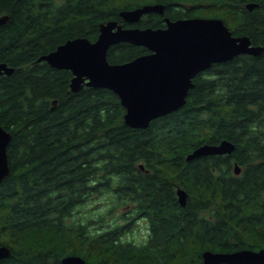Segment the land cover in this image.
I'll return each mask as SVG.
<instances>
[{"label":"trees","instance_id":"trees-1","mask_svg":"<svg viewBox=\"0 0 264 264\" xmlns=\"http://www.w3.org/2000/svg\"><path fill=\"white\" fill-rule=\"evenodd\" d=\"M151 1L191 3L195 15L222 18L263 50L197 73L186 103L146 127L126 123L113 90L74 91L70 69L38 60L67 39L95 40L102 22ZM3 15L0 61L14 71L0 74V124L12 134L0 181V244L10 255L0 264H62L71 253L88 264H201L206 249L264 247V0H0ZM147 52L121 41L107 58ZM225 138L231 153L188 158ZM98 195L110 200L98 219L94 208L78 213ZM122 204L147 212L144 240L124 238L130 225L107 223V209Z\"/></svg>","mask_w":264,"mask_h":264},{"label":"water","instance_id":"water-1","mask_svg":"<svg viewBox=\"0 0 264 264\" xmlns=\"http://www.w3.org/2000/svg\"><path fill=\"white\" fill-rule=\"evenodd\" d=\"M250 9L256 4L248 3ZM156 8L145 5L134 10H122L121 14L139 16ZM6 15L0 17L5 22ZM95 40L78 36L67 39L55 49L42 54L38 60H46L51 66L70 69L72 90L84 85L107 87L113 90L125 107V121L134 127H146L162 115L182 107L194 86L193 77L208 69L213 63L232 59L240 53L259 54L262 45L252 43L246 34L235 35L220 17H190L170 21L165 28H126L117 20L102 22ZM130 41L144 45L149 52L132 60L113 63L107 58L108 49L114 43ZM14 67L0 62V74H10ZM12 134L0 124V181L10 172L7 147ZM235 144L229 139L218 143H204L196 147L188 158L207 154L231 153ZM235 171L241 165L235 163ZM178 199L187 202V191L178 187ZM10 255V248L0 244V260ZM204 264H264V248H244L232 252H204ZM63 264H86L81 255L69 254Z\"/></svg>","mask_w":264,"mask_h":264},{"label":"flooded vegetation","instance_id":"flooded-vegetation-1","mask_svg":"<svg viewBox=\"0 0 264 264\" xmlns=\"http://www.w3.org/2000/svg\"><path fill=\"white\" fill-rule=\"evenodd\" d=\"M145 5H155L156 8L144 11L139 16H136V17L133 15H128V17L125 18L120 12L119 15H120L121 19L120 20L119 19H112V20H117L118 24H120L126 28H148V27L165 28L168 25V20L173 21V20H177V19L190 18V17H196L197 16L190 10L191 3H184L181 1H172L170 3L152 2L151 1V2L142 3L140 5H136V6L131 7V8H127L125 10H134L136 8L143 7ZM183 8H185V9H183ZM153 22H155V23H153ZM151 24H154V25H151ZM126 42H130V41H126ZM130 43H133V42H130ZM0 62H6V61L1 60ZM1 74H3V73H1ZM220 154H222V153H220ZM235 163H238V162L235 159H233L234 172L236 174H240L242 172L243 168L241 166V171L239 173H237L235 171ZM142 171L144 173H147V172H149V169H143L142 168ZM178 187H180V186L177 185L175 187V192H176L177 198H178V192H177ZM109 196L111 197V194H109ZM96 198H97V196H96ZM98 198H100V197H98ZM178 201H179V199H178ZM109 202H110V200H109ZM95 208H96V206H95ZM102 210L105 211L106 208H103ZM102 210L95 211L97 219L99 218L97 213L101 212ZM107 211H109V214L107 215V223L118 222V224L123 225V227L130 225V226H132V230H133L132 232H134V230L136 229V225H138L139 222L144 221L145 222L144 224L146 225V229H147V235H148V233H149V218H148V215H146L147 212L143 211L142 214H139L140 210L131 204H122L119 206H115L112 209H107ZM110 214H111V216H110ZM98 225H99V222H97L96 226L98 227ZM128 233H131V232H127L126 234H124V236H126ZM244 248H249V247H236V248L229 250V251H218V250H212V251H214V252H232V251L240 250V249H244ZM261 248H264V247H259L257 249L254 248L253 250H259ZM250 249H252V248H250ZM206 250H210V249H206ZM205 251H203V253H202V263L201 264H204V262H205V259H204V252ZM71 254H73V253H71ZM77 255H80V254H77ZM86 264H88V263L86 262ZM221 264H229V263H221Z\"/></svg>","mask_w":264,"mask_h":264},{"label":"rangeland","instance_id":"rangeland-1","mask_svg":"<svg viewBox=\"0 0 264 264\" xmlns=\"http://www.w3.org/2000/svg\"><path fill=\"white\" fill-rule=\"evenodd\" d=\"M98 197H100V198H98ZM108 204H109L108 196H106V195L105 196L104 195L97 196L95 201H90L89 203H87L83 208H81L79 210L78 213L83 214V213L91 212L92 208H94L95 211L102 210ZM95 206H96V208H95ZM110 216H111V214H110ZM144 223H145L144 221L139 222V224L136 225V229L134 230V232L128 233L124 238H127L128 240H135V241L144 240L146 238L145 236H147V229H146V225ZM91 227L94 228L95 225H92Z\"/></svg>","mask_w":264,"mask_h":264}]
</instances>
